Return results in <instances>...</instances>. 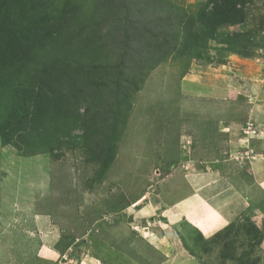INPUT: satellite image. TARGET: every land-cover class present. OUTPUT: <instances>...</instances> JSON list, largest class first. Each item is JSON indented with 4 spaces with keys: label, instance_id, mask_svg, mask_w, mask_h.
Wrapping results in <instances>:
<instances>
[{
    "label": "rangeland",
    "instance_id": "1",
    "mask_svg": "<svg viewBox=\"0 0 264 264\" xmlns=\"http://www.w3.org/2000/svg\"><path fill=\"white\" fill-rule=\"evenodd\" d=\"M0 1L6 2L0 22L6 18L11 36H22L23 42L20 49L12 47L0 57V264H107L97 257L99 250L100 256L114 262L103 244L124 249L137 263L158 264L166 257L160 246L151 247L140 234L153 231L164 236L174 223L179 238L164 240L173 251L170 256L188 254L194 264H264V188L254 182L246 153L241 149L232 154L225 133L226 125L252 108L250 94L258 90L250 89L252 82L264 88V0H245L244 21L217 29L199 21L200 6L207 0H150L149 4H168L184 17L181 37L173 50L162 53L133 79L135 88L126 101L130 108L114 141L108 140L112 132L108 121L84 117L85 108L91 110L90 116L100 111L101 99L95 98L97 108L62 109L39 119L32 109H20L19 102L40 91L42 77L36 68L54 50L53 39L64 43L60 35L65 30L84 28L81 50L75 47L82 63L99 66L103 56L113 58L115 46L90 34L95 28L108 30L118 4ZM11 54L18 57L13 66L6 63ZM185 80L196 81L198 87L222 85L225 92L206 96L201 92L202 97L194 99L197 92H186ZM96 88L72 90L70 95L88 98ZM94 94L100 97L98 91ZM63 96L69 98L67 91ZM243 125L244 136L255 129L251 123ZM182 139L190 142L188 162L203 168L221 165V174L237 184L235 191L247 205L207 238L175 220V190L165 183L175 170L184 168L188 153ZM102 142L115 149L106 166ZM141 199L152 203L132 206ZM163 202L166 209H161ZM41 216L50 228L40 226ZM176 242L184 255L176 252Z\"/></svg>",
    "mask_w": 264,
    "mask_h": 264
},
{
    "label": "trees",
    "instance_id": "2",
    "mask_svg": "<svg viewBox=\"0 0 264 264\" xmlns=\"http://www.w3.org/2000/svg\"><path fill=\"white\" fill-rule=\"evenodd\" d=\"M111 1L118 4V15L108 26V30L95 28L90 36L93 33L99 34L102 41H109L114 45L116 53L113 58L103 56L104 60L99 66L94 64L88 66L82 63L75 56V53L79 51L75 50V47L78 46L81 50V40L86 35L84 28L72 33L65 30V33L60 35L64 43L58 38L53 39L50 42L52 44L50 48L54 47V50L44 55L45 61L36 68L38 75L42 77L40 83L43 86L40 91L29 95V101L19 102L20 109L29 111L32 109L30 113L34 118L39 119L41 114L46 116L53 112L58 115L62 109L76 108L74 111H78L79 108L83 109L88 105L90 107L94 105L93 107L97 108L95 98L101 99L100 111L95 116H90L89 108L83 110L85 120L93 119L97 123L101 119L108 121L109 126L112 127L108 140H116L118 125L130 108L126 101L135 88L133 79L143 74L147 65L161 59L162 53L173 50L178 44L184 17L172 6L149 4L150 0ZM244 1L207 0L200 6L199 21L213 29L223 25L242 23ZM5 4L6 2L0 1V15L3 13L1 7ZM1 21L3 22H0V57L7 56L10 50L13 51L12 47L20 49L23 46L22 36L16 38L11 36L8 25L5 23L6 18ZM12 25L15 26V24ZM15 55L11 54L6 63H12L13 66L18 59ZM8 69L10 68L5 66L4 70ZM90 73H92L91 76H89ZM91 85L97 86L94 93L98 91L100 97L94 93H89L88 98L77 95L71 97L72 90H77L78 93L87 92ZM64 91H67L69 98H63ZM18 92L19 89L14 92L17 98L20 97ZM99 148L102 149V153L107 152V160H103L106 166L114 157L115 149L112 146L107 148L104 142Z\"/></svg>",
    "mask_w": 264,
    "mask_h": 264
},
{
    "label": "crops",
    "instance_id": "3",
    "mask_svg": "<svg viewBox=\"0 0 264 264\" xmlns=\"http://www.w3.org/2000/svg\"><path fill=\"white\" fill-rule=\"evenodd\" d=\"M184 82L186 84L183 85V88L186 92H197L193 96L194 99H200L202 97L201 92H205V96L207 94L220 95L221 93L225 92L222 90V88H220L224 87L222 85L211 86V88H209L208 86L198 87L196 81L192 82L190 80H185ZM252 83L255 85L251 86L250 89L258 87L256 92H250L252 93L250 94L253 104L252 108H249L250 111H248L247 114H244L239 120H233L230 125H226L227 132L225 133L226 137H229L230 139L229 142L231 143V147H233L232 154L234 155V153L241 151V149L246 153V163L249 170L251 171V174L253 175L254 182L258 187L264 188V104L261 102L264 98V88H262V84L260 83H256L255 81ZM185 85H187V87H185ZM258 99L259 101L261 99V101L258 102ZM199 104H201V102ZM247 122L253 124L255 129H253V132L252 130L250 131L252 135L247 131L245 132L244 136V133L242 134V129L244 127L243 124L246 125ZM215 130L218 129L215 128ZM239 132L242 136H238L237 133ZM180 141L182 142L181 146H183V149L188 153L183 159V161H185L184 168L181 169L180 172L175 170V173L169 177L171 180H165V183H168L171 189L175 190V196L172 198L173 204L178 206V210L175 213V217L177 219L175 220H178L179 224L181 225L187 224L192 226L193 229H199L201 234L205 235L207 238L209 234L213 235V233H216L220 227L232 221V219L235 217L237 209L245 210L247 205L245 204L244 199L239 198L240 195L235 191L237 184L229 177L223 176L221 174V171L223 170L220 168L222 167L221 165H208V167L203 168L201 166L199 167V165H197L195 162L189 163L188 161L190 151L187 148L189 147L188 145H190V142L188 140L185 144L183 139ZM234 144L237 145L236 148H234ZM238 145L240 146L238 147ZM252 148L257 149V151L251 150ZM247 150H251L252 153H248ZM243 155L244 153H242V156ZM214 163L215 162L212 161L211 164ZM162 185L166 186L164 183ZM139 203L143 204L142 207L144 205H146L145 207H148L152 202L141 199L133 203L132 206H136ZM166 208L167 206L163 202L161 209ZM38 219L41 221V227L44 224V228H50L45 217L43 218L41 216V218L38 217ZM171 226L173 227H169L170 231H164V236L156 235L153 233V231H148L147 235H140L151 247L156 248V246H160V252H162L166 257L158 264H194L196 260L188 254L185 256L183 247L181 249L177 242L173 244L174 247L177 246L176 248H179L176 252L183 253L184 251V256L174 257L168 255V252L172 253L173 251L169 248L170 245L167 246V243L164 244V240H168L167 236H170L172 241H174V238H179L177 223H174ZM146 230L147 227L144 229V231ZM151 235L155 236L158 245H156L154 237ZM102 249H105L107 253H111V255L114 256L115 261L113 262L109 260V258L106 259L100 256V250L98 251L97 257L100 260L105 261L107 264H140L137 263L135 259L130 257L122 248L103 244Z\"/></svg>",
    "mask_w": 264,
    "mask_h": 264
},
{
    "label": "bare ground",
    "instance_id": "4",
    "mask_svg": "<svg viewBox=\"0 0 264 264\" xmlns=\"http://www.w3.org/2000/svg\"><path fill=\"white\" fill-rule=\"evenodd\" d=\"M130 168V167H129Z\"/></svg>",
    "mask_w": 264,
    "mask_h": 264
}]
</instances>
